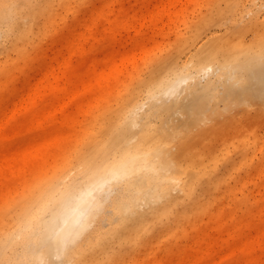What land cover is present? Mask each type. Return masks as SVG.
<instances>
[{
	"label": "rangeland",
	"instance_id": "1",
	"mask_svg": "<svg viewBox=\"0 0 264 264\" xmlns=\"http://www.w3.org/2000/svg\"><path fill=\"white\" fill-rule=\"evenodd\" d=\"M16 1L44 3L31 22L20 18L23 38L0 39V221L115 96L158 74L165 60L179 67L212 41L260 36L264 43V0H0V20ZM218 72L200 71L179 94L144 98L135 110L142 123L170 104L177 132L183 116L172 112L183 101L179 110L195 126L189 139L178 133L171 152L186 188L167 191L159 182L152 191L160 198L138 207L144 178L112 181L54 264H78L77 255L95 244L104 247L99 264H264V90L250 98L226 81L229 95L220 99ZM254 72L253 89H264V67ZM158 157L169 165V151ZM120 205L133 225H143L129 239L106 240ZM16 243L1 264L15 255L32 262Z\"/></svg>",
	"mask_w": 264,
	"mask_h": 264
},
{
	"label": "bare ground",
	"instance_id": "2",
	"mask_svg": "<svg viewBox=\"0 0 264 264\" xmlns=\"http://www.w3.org/2000/svg\"><path fill=\"white\" fill-rule=\"evenodd\" d=\"M43 3L16 1L5 6L7 19L0 20V39L10 36L17 40L23 38L28 29L19 26L20 18L31 22ZM43 9L46 10L45 7ZM253 38L247 43L243 40L205 43L190 61H184L179 67L169 57L171 59L158 65V74L149 75L131 89L115 96L98 117L82 129V136L76 144L55 155L52 169L39 175L32 190L21 195L17 207L11 211V218H2L0 264L7 256L5 248L14 249L18 238L25 244V253L31 257L30 264H54L52 258L77 240L87 225L89 215L107 197L111 182L116 179L124 176L144 178V188L137 189L138 196L134 201L138 207L150 203L151 198H160L152 191L159 182L167 191L173 185L179 189L186 188L181 185V177L174 172L179 161L171 152L179 134L189 139V132L195 126L191 116L179 110L184 108L183 101L172 112H180L183 116L177 132L170 119V104L164 103L148 121L142 123L136 121L135 110L144 98L179 94L184 90L181 85L187 78L208 68L219 70L217 79L222 84V90H218L215 96L220 99L229 95L226 81L236 84L240 90H247L250 98L263 91L260 85L258 89L252 87L257 80L254 69L264 67V43ZM185 44L189 42L185 41ZM197 86L193 84V88ZM214 106L212 109L216 113ZM134 127L136 130L132 132ZM164 151L170 154L168 166L159 161L158 155ZM128 209L120 205L118 210H114L117 221L104 239H129L142 227L141 219L136 225L129 221L126 216ZM103 254V245L95 244L77 255L78 264H99ZM22 263L21 256L15 255L10 259V264Z\"/></svg>",
	"mask_w": 264,
	"mask_h": 264
}]
</instances>
